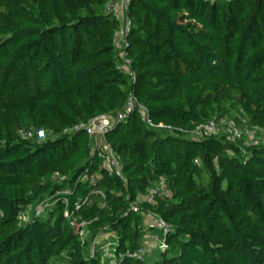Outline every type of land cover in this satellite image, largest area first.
Here are the masks:
<instances>
[{
	"label": "trees",
	"instance_id": "1",
	"mask_svg": "<svg viewBox=\"0 0 264 264\" xmlns=\"http://www.w3.org/2000/svg\"><path fill=\"white\" fill-rule=\"evenodd\" d=\"M113 1L0 0V264H264V144L192 133L214 118L264 130V0H130L120 51ZM98 116L121 177L84 129ZM147 215L166 248L137 259L161 238Z\"/></svg>",
	"mask_w": 264,
	"mask_h": 264
},
{
	"label": "built area",
	"instance_id": "2",
	"mask_svg": "<svg viewBox=\"0 0 264 264\" xmlns=\"http://www.w3.org/2000/svg\"><path fill=\"white\" fill-rule=\"evenodd\" d=\"M130 0H115L111 2L107 6V12L110 14L115 20L120 23L119 30L114 34V47L117 51L122 50L125 47V36L129 32L130 21L127 17L128 11V3ZM121 60L123 61L122 66L118 67L121 69H126L129 71V61L124 58V55H121ZM133 99H130L128 104L125 107L124 113H120L118 115V120H123L126 117V114L130 113L134 108ZM143 120L150 127L164 128L163 125L159 124L154 126L146 115V109L140 107ZM110 119L106 116H98L91 120L85 127V131L89 138L92 140L95 150H103L102 154V165L101 167L106 169L111 174H114L117 177H121V165L119 163L118 158L113 154L111 150L104 149L103 143V135L108 130L110 126ZM180 131V130H178ZM43 134L42 132H40ZM193 135L198 138L208 137L211 135H223L228 142H239L243 146H255L257 147L260 144H264V130L258 129L257 127H248L244 121H242L241 125L237 124L232 120H227L224 118H214L213 120L208 121L207 123L201 124L196 127L194 131H192ZM20 136L24 139H29L32 137L31 133L28 132H20ZM86 179V178H84ZM90 182H94V178L91 177ZM95 194H98L101 198H103V194L101 192L96 191ZM167 193L164 190V186L159 188H153L149 191L148 197L146 200L150 202L153 197L156 195H166ZM63 204L66 206L67 201L63 200ZM48 207V203L43 202L37 205L33 212L35 215H40L46 211ZM65 217L71 219V215L65 213ZM146 224L150 228H154L161 232V238L156 233H150L145 238V241L141 245V247L132 255V257L137 259H142L145 255L151 254L152 246H157L159 250H165L166 246L163 241V237L167 233L168 225L163 220L155 215H147L146 216ZM72 227L79 233L82 237L85 233V229L87 224L84 221L74 219L71 221ZM111 235L102 236V239H109ZM92 256V255H91ZM102 256L106 259H110L111 261L115 260V256L108 246L102 248Z\"/></svg>",
	"mask_w": 264,
	"mask_h": 264
},
{
	"label": "rangeland",
	"instance_id": "3",
	"mask_svg": "<svg viewBox=\"0 0 264 264\" xmlns=\"http://www.w3.org/2000/svg\"><path fill=\"white\" fill-rule=\"evenodd\" d=\"M210 1H214V0H210ZM47 138L48 137L44 133L43 134L37 133V134H35V136L32 139L34 140L33 142L40 144L43 141H46ZM111 237H113V236L111 235ZM145 241H147V240H145ZM152 251L153 252L150 255L151 256L150 258L154 257L158 253V251H160V250L157 248V246H152Z\"/></svg>",
	"mask_w": 264,
	"mask_h": 264
}]
</instances>
